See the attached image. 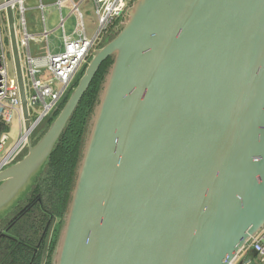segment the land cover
<instances>
[{"label":"water","instance_id":"obj_1","mask_svg":"<svg viewBox=\"0 0 264 264\" xmlns=\"http://www.w3.org/2000/svg\"><path fill=\"white\" fill-rule=\"evenodd\" d=\"M5 16L28 125L9 5ZM112 34L0 172V221L110 57L53 262L231 264L264 226V0H134Z\"/></svg>","mask_w":264,"mask_h":264},{"label":"built area","instance_id":"obj_2","mask_svg":"<svg viewBox=\"0 0 264 264\" xmlns=\"http://www.w3.org/2000/svg\"><path fill=\"white\" fill-rule=\"evenodd\" d=\"M36 0H10L7 4L0 0V172L19 161L25 154L28 140L41 125L49 120L69 90L74 86L84 70L93 52L103 40L116 28L131 0H55L53 5L61 12L69 6V16L77 17L81 37L68 39L63 37L62 47L57 52L48 50V40L52 32L43 29L40 33H30L26 29L27 18L34 23L39 19L43 28L44 6L37 0V6L31 8L29 2ZM92 4L94 33L87 37L84 17L81 11L83 3ZM9 5L13 12L15 32L23 75L28 125L23 117L18 85L14 73L13 61L8 40L5 9ZM32 9V10H31ZM31 10V11H30ZM34 10V13H33ZM67 16V17H69ZM65 18L60 17L57 29H62ZM56 29V30H57ZM32 42L44 43L46 51L32 53ZM15 121L17 136L10 135ZM11 141L5 147L6 138ZM256 255L252 257L251 251ZM264 264V226L245 244L231 264H253V260Z\"/></svg>","mask_w":264,"mask_h":264},{"label":"trees","instance_id":"obj_3","mask_svg":"<svg viewBox=\"0 0 264 264\" xmlns=\"http://www.w3.org/2000/svg\"><path fill=\"white\" fill-rule=\"evenodd\" d=\"M112 63L113 59L109 57L101 64L47 158L43 171L34 180L29 195L17 209L16 216L4 224L7 227L5 237L0 238V264H55V226L65 223L90 122Z\"/></svg>","mask_w":264,"mask_h":264},{"label":"crops","instance_id":"obj_4","mask_svg":"<svg viewBox=\"0 0 264 264\" xmlns=\"http://www.w3.org/2000/svg\"><path fill=\"white\" fill-rule=\"evenodd\" d=\"M54 1L55 0H41V3L44 6V9H43V17H44V20H45L44 28H43L42 23L39 22L38 18H37V21L34 22V23L29 22V20H30L29 19V16H30L29 13H27L28 14V18H27V24H26V29L30 33H40V32L43 31V29H46V30H49L50 32H52V34L50 35L49 40H48V50L50 52H57V51H59L61 49L63 37L68 38V39H78V38L81 37V34H82L80 32V29H79V24H78L77 17H74V15L69 16V6L66 5L65 7H63L61 9V12H60L53 5ZM74 1L76 2L77 0H74ZM37 3H38L37 0L36 1H31V2H29L28 5H30L31 8H34V6H37ZM81 11H82L83 17H84V24H85V26L86 25L88 26L87 28H85L86 36L90 37L94 33V27H93L94 21H93V16H92V4L90 2L83 3L81 5ZM33 13H34V10H33ZM53 15L58 17L56 22L51 21V17H53ZM67 16H69V17H67ZM60 17L65 18V20H64L63 28L62 29H57V26H58L59 21H60ZM72 19H74L76 21V24H74V26L71 24L70 25L71 28L70 29H68V28L66 29V27H65L66 23H68ZM32 43H33L32 47L34 46L32 48V53L33 54L43 53V52L46 51V46H45L44 43H34V42H32ZM19 205H21V204L19 203L16 207H14V210ZM14 210H12L11 212H14ZM11 212H9L6 215V217H8L11 214ZM6 227L7 226H0L1 233H3V231H4V229Z\"/></svg>","mask_w":264,"mask_h":264},{"label":"rangeland","instance_id":"obj_5","mask_svg":"<svg viewBox=\"0 0 264 264\" xmlns=\"http://www.w3.org/2000/svg\"><path fill=\"white\" fill-rule=\"evenodd\" d=\"M134 0H131V3L133 2ZM57 19H58V17L57 16H55V15H53V17H51V21H53V22H56L57 21ZM75 19V18H74ZM74 19H72V20H70L68 23H66V25H65V27H66V29L68 28V29H70L71 28V24L74 26V24H76V21L74 20ZM87 23V22H86ZM88 24V23H87ZM86 28L88 27L87 25L85 26ZM108 38L107 39H104L103 40V43H104V41H106V40H109L110 38H112L113 37V34H112V32L111 33H109L108 34V36H107ZM102 90H103V88H102ZM96 111V110H95ZM94 118H95V112H94V116L92 117V119H91V122H90V128H89V131H88V136H87V139H88V137H89V135H90V132H91V129H92V126H93V121H94ZM50 121V119L49 120H47V121H45L42 125H41V127L37 130V132L34 134V136H33V139L35 138V141H34V143H36L40 138H41V136L46 132V130L48 129V126H49V124H48V122ZM17 127H16V124H15V121L12 123V125H11V128H10V135L15 139L16 138V136H17ZM87 141V140H86ZM26 153V152H25ZM25 155V154H24ZM23 155V156H24ZM22 156V157H23ZM43 171V169L39 172V174H35L32 178H30V180H29V184H28V186H26V188H24V190L19 194V197L17 198V200L14 202V204H16L15 206H17L19 203L21 204V205H19L15 210H14V212H11V214L8 216V217H6V218H4V219H2L1 221H0V226H4V224L6 223V222H8L9 220H12L15 216H16V212L18 211L17 209L20 207V206H22V204L24 203V201H25V199L27 198V196L29 195V192H30V189H31V185H32V182L34 181V179H36L40 174H41V172ZM22 202V203H21ZM14 208V207H13ZM15 214V215H14ZM14 215V216H13ZM13 216V217H12ZM12 217V218H11ZM55 229L57 230V233H56V239H57V248H56V250L57 249H59V246H60V244H61V240H62V237H63V233H64V229H65V223L64 224H62L61 226H58V224H56V226H55ZM59 252V251H58ZM58 257V256H57ZM56 258V257H55ZM253 260V264H259V262L258 261H256L254 258L252 259Z\"/></svg>","mask_w":264,"mask_h":264}]
</instances>
